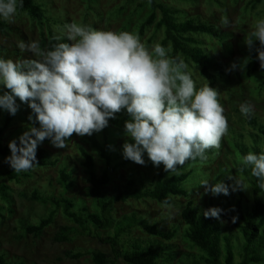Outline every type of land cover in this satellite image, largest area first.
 Returning a JSON list of instances; mask_svg holds the SVG:
<instances>
[{
	"label": "rangeland",
	"instance_id": "1",
	"mask_svg": "<svg viewBox=\"0 0 264 264\" xmlns=\"http://www.w3.org/2000/svg\"><path fill=\"white\" fill-rule=\"evenodd\" d=\"M44 6L45 18L38 21L28 14L17 9L13 18L9 21L0 19V57L5 59L23 60L36 58L31 52L21 51L19 42H39L41 49L51 48L52 38L63 34L64 25L76 23L81 26L97 30L130 32L139 36L143 45L151 51L153 45H162L165 39L164 31H157L155 26L148 28L141 35V25L152 13L150 0H36ZM251 0H157V2L173 8L180 14V20L200 18L202 21L213 25L218 31L215 37L198 36L197 40L203 42L211 54H214L229 69L234 61H240L251 55L247 45L244 43V35L251 31L256 22L264 18V3L256 9L250 7ZM160 16V15H159ZM224 21H228L227 24ZM63 42H69L65 39ZM259 41H257V47ZM165 48L170 49L169 55L173 57L171 44ZM181 59L185 58L179 55ZM250 62V59H249ZM197 87L208 86L209 82L202 77L199 68L188 64ZM218 90V102L224 109L223 115L228 122V130L222 137V144L213 157V161L206 164L195 165L184 169L189 172L197 169L192 175V180L186 185L190 190L188 198H176L171 206H160L150 201L115 202L114 216L116 221L124 216L137 213L140 217L150 223H160L163 230L178 228V234L172 241L156 239L145 233L140 227H134L130 234H125L121 239V245L127 248L130 241L141 240L143 243L157 244L156 247L164 251L165 256L160 261L162 264H182L185 255L190 254L192 258L201 263V254L198 250L190 247L185 238L186 225L182 220V211L192 201L204 209L212 206L226 207L228 198L221 194L218 197L210 193L205 194L204 186L200 185L202 180H209L210 184L217 180L227 178L226 183L234 184L228 176L236 175L233 164L232 130H244L249 132L246 116L240 112V104L249 102L253 106L252 115L256 118H264V72L255 73L252 76L248 71L240 70L226 71L220 78L216 87ZM126 111V110H125ZM5 111L0 110V119ZM30 108L23 104L17 114L13 126L7 131L5 143L17 135L18 131L30 124ZM113 130H116L113 128ZM124 133V131H123ZM114 137L113 150L123 151V144L127 139L124 134ZM100 134V133H95ZM87 135L79 136L76 133L68 138L64 148H56L50 145H39L38 148L47 150L59 163L55 167L38 168L22 171L23 176L18 181L2 180L11 188L10 200L0 197V255H5L10 264H96L92 254L101 252L108 256L109 264H128L122 258L117 259L113 247L108 243V236L116 226L110 229H96L89 225V230L82 229L79 225L65 216L60 209L55 217L54 223L47 228L41 237H35L25 233L28 225H37L46 217L52 207L51 202L36 200L38 194L45 199H62L64 197L73 199L78 210L85 204L91 213H97V203L88 194L90 184L87 174L80 165L81 147L92 152ZM145 165L132 164L127 168L120 169L114 175L110 186L105 188L104 195L107 200L114 199L126 188L131 172L144 180H152L160 169L145 159ZM0 168L12 170L5 158L0 157ZM104 168L101 160L97 158V172L100 174ZM66 169L72 174L74 188L66 192L60 182L61 170ZM227 173L223 175V172ZM180 172V171H179ZM178 172V173H179ZM244 203L251 202V190L248 184L243 182ZM75 210V211H76ZM220 221L228 233L232 232L229 227L237 230L227 221ZM228 227V228H227ZM237 233V232H236ZM231 236V235H230ZM67 238L68 240H64ZM239 240L235 250L236 264L240 262L242 248ZM82 253L80 259H74L71 255ZM204 264V263H202Z\"/></svg>",
	"mask_w": 264,
	"mask_h": 264
},
{
	"label": "clouds",
	"instance_id": "2",
	"mask_svg": "<svg viewBox=\"0 0 264 264\" xmlns=\"http://www.w3.org/2000/svg\"><path fill=\"white\" fill-rule=\"evenodd\" d=\"M17 4L18 0H0V19L11 20ZM63 27L51 48L41 49L36 41L19 42L21 51L36 58L14 61L0 57V110L15 116L20 107L17 99L31 109L27 130L8 145L11 155L5 163L16 173L38 163L37 150L46 139L64 148L73 133H99L125 110L130 117L124 124L125 160L145 165L146 153L154 166L163 164L164 171L172 174L186 161L205 159L207 149L219 147L228 122L218 90L210 85L197 87L183 59L171 57L170 49L160 44L149 51L139 36L127 31L97 30L76 23ZM244 43L250 52L258 53L255 58L264 69V18L244 35ZM250 58L234 61L226 71H246ZM239 108L245 116L253 112L247 101ZM242 163L240 171L250 168L264 190V150L249 151ZM228 178L235 183L202 180L200 185L214 197L244 188L240 180ZM226 212L213 206L202 215L223 221ZM232 219L235 222L237 217Z\"/></svg>",
	"mask_w": 264,
	"mask_h": 264
},
{
	"label": "trees",
	"instance_id": "3",
	"mask_svg": "<svg viewBox=\"0 0 264 264\" xmlns=\"http://www.w3.org/2000/svg\"><path fill=\"white\" fill-rule=\"evenodd\" d=\"M263 3L264 0H251L250 7L256 9ZM150 4L152 13L142 23L141 35H144L146 30L152 26H155L157 31H164L165 39L162 46L166 47L171 44L173 58L183 55L185 63L193 64L199 68L202 77L209 82L211 87L216 88L220 78L226 73L225 65L214 54L204 48L202 41L197 40L198 36L215 37L218 33L216 28L200 18L180 20L178 11L157 2V0H150ZM17 9L38 21L45 18L44 6L36 0H18ZM52 43H57L55 38H52ZM257 55L258 53L255 51L251 52L250 62L247 66L250 76L264 72V69L260 67L259 60L255 58ZM17 103L20 107L24 104L19 99H17ZM15 118L16 115L12 116L5 112L0 119L1 158L11 155L8 147L9 142L14 138H18L27 130V126L22 128L8 143H5L6 133L13 126ZM128 119L130 117L126 111L118 113L115 119L110 120L109 126L99 132L100 134L87 135L86 140L89 142L92 152L83 147L79 149L81 154L80 165L84 168L90 184L88 194L98 204V212L91 213L85 204H82L76 210L75 201L70 198L45 199L37 194L35 195L36 200L51 202L53 208L37 225L26 226V234L37 238L41 237L44 231L54 223L59 210L63 209L65 216L84 230H89V225L103 230L110 229L115 225L116 228L111 231L112 233L108 236L107 241L112 245L117 259L122 258L128 264H162L160 261L165 254L162 249L156 247L157 244L146 241L143 243L141 240H136L134 242L130 241L129 246L124 248L121 245V239L125 234H130L134 227L138 226L149 236L172 241L178 234V228L163 230L160 223H150L137 213L124 216L121 220L116 221L113 205L115 202L125 203L133 200L155 202L160 206H171L176 198H188L190 190L187 189L186 185L192 180V175L197 169H191L189 172H184V169L213 161L214 155L222 144V138L219 147L206 150L205 159L197 158L186 161L184 166H179L181 167L179 173L170 174L165 172L163 164L151 181L140 179L134 172H131L125 190L114 199L107 200L104 191L113 182L114 175L120 169L134 164L130 160H125L122 152L113 150L114 137L123 133L125 121ZM246 123L250 128L249 132H244L243 129L240 131L232 130V146L235 151L233 164L238 178L234 177L246 182L247 187H250L251 202L244 203L242 188L236 191L230 189L231 194L225 195L228 198L226 207L220 206L227 210L222 219L227 220L237 230V233L231 227L229 229L232 232L228 233L220 221L214 218H205L202 215L203 208L201 206L192 201L188 202L182 211V220L186 225L185 238L191 248L200 252L201 263L192 258L190 254H187L182 264H236L235 250L237 244L235 238L240 241L239 244L243 250L239 255L240 262L238 264H264V190L258 187V180L252 176L250 168L240 171L243 167V157L249 151L260 153L264 150V118L259 119L250 114L246 116ZM113 128L116 130H113ZM43 144L52 146L47 139L41 145ZM97 158L104 165L100 174L97 172ZM146 158L148 157L145 153ZM37 161L38 163L34 166L38 168L55 167L59 163L58 159H55L43 148L37 150ZM223 175L227 176L226 171L223 172ZM21 176H23L22 173L0 168V197L10 200L11 188L2 183L4 178L9 181H18ZM222 180L227 182V178ZM232 181L235 183L234 179ZM60 182L66 192L73 189L75 185L72 174L66 169L61 170ZM227 184L231 185L230 183ZM233 217H237L235 222H233ZM63 239L68 240L67 238ZM71 256L74 259H80L84 254L78 253ZM92 256L96 264L110 263L108 256L104 253L94 252ZM0 264H10L4 254L0 255Z\"/></svg>",
	"mask_w": 264,
	"mask_h": 264
}]
</instances>
